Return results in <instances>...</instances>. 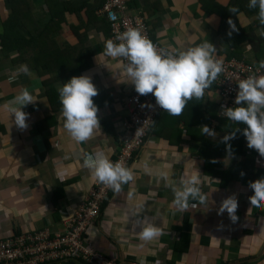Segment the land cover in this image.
<instances>
[{"label": "crops", "instance_id": "crops-1", "mask_svg": "<svg viewBox=\"0 0 264 264\" xmlns=\"http://www.w3.org/2000/svg\"><path fill=\"white\" fill-rule=\"evenodd\" d=\"M101 3L0 0V35L8 25L26 38L31 36V22L44 19L50 10L62 14L63 7H81L79 13L64 12L63 31L50 37L67 49L72 42L67 26L81 24V33L85 29L89 32L90 38L84 37V41L91 48L85 54L69 51L61 58L56 55L58 60L49 64V70L35 64L28 68L30 75H16L22 63L0 60L1 239L43 229L51 234L62 232L96 182L83 165L84 155L102 152L113 160L118 153L129 118L126 99L135 89L126 83L120 58L104 54L111 35L103 30L106 21L98 13ZM128 6L132 13L140 12L147 18L151 40L171 51L178 53L208 41L223 59L230 56L253 64L264 59V35L260 34L264 25L258 19V9L249 8L248 3L237 5L236 14L230 11L236 9L231 0H128ZM227 18L235 31L227 25ZM57 64L63 65V81L56 76ZM81 75L89 76L98 90L93 101L98 107L100 130L92 139L77 144L63 128L57 89ZM21 89L36 99L22 109L28 113L24 130L10 126L14 117L8 118L5 108ZM219 102L220 89L215 81L202 99L190 100L181 115L171 116L162 110L128 167L134 182L123 185L118 194L113 192L99 219L89 226L86 239L92 248L123 264H264V207H251L248 200L252 195L248 182L264 177V158L247 147L246 139L228 141L230 152L226 150L221 141L229 133V123L223 122L217 129L221 122ZM203 126L217 136L201 134ZM197 170L201 189L208 194L206 205L190 201L187 210L175 209L174 195L161 174L178 184ZM129 192L133 193L132 200L128 199ZM233 194L238 200L235 223L227 212L217 215L221 201ZM140 203L145 204L141 216L153 217L162 232L147 243L132 231L126 215L130 207Z\"/></svg>", "mask_w": 264, "mask_h": 264}, {"label": "clouds", "instance_id": "clouds-1", "mask_svg": "<svg viewBox=\"0 0 264 264\" xmlns=\"http://www.w3.org/2000/svg\"><path fill=\"white\" fill-rule=\"evenodd\" d=\"M248 7L258 9V19L264 25V0H249ZM230 11L235 13L237 9ZM227 23L235 31L232 20L229 19ZM228 34L231 35V32ZM260 34L264 35V32ZM216 52L217 49L208 41L178 53L175 50L158 49L139 29L132 27L117 35L115 41L108 40L104 49L106 56L127 61L123 64L126 83L132 84L139 95H153L156 106L171 116L181 115L190 100L202 99L206 90L222 73V61L217 58ZM258 63L259 69H264V60ZM21 73L30 75V70L26 65H21L16 69V75ZM57 91L63 128L70 138L77 144L92 139L97 130H100V123L98 107L93 101L98 90L91 78L87 75L71 77ZM35 101L27 89H21L5 105L8 118L14 117L10 126L15 124L20 130L26 129L28 113L22 109ZM234 104L238 106L222 108L219 115L235 124H245L246 128L233 129L222 137L221 142L226 144V150L230 152L228 141L235 138L236 132L241 131L247 147L256 150L264 158V74L253 72L247 78L241 79ZM200 129L203 135L211 138L217 136L208 126ZM83 165L90 170L96 181L114 193H120L123 185L134 182V173L130 168L122 162L111 161L102 152L85 154ZM147 167L145 164L146 170ZM161 175L168 181L166 186L174 195L172 204L175 209L187 210L190 201L206 205L208 194L201 189V174L198 170L195 174L182 177L178 184L169 180L167 174ZM240 175L243 176L244 173L241 172ZM248 188L252 191V195L248 197L251 207H264V177L249 181ZM133 198V193L129 192L128 199ZM237 209L238 200L233 194L221 201L217 215L227 212L230 221L235 223L238 220ZM144 210V203L136 204L127 210L126 215L131 222L132 231L138 235L140 241L147 243L159 238L162 232L160 227L154 225L153 217L141 216Z\"/></svg>", "mask_w": 264, "mask_h": 264}, {"label": "built area", "instance_id": "built-area-1", "mask_svg": "<svg viewBox=\"0 0 264 264\" xmlns=\"http://www.w3.org/2000/svg\"><path fill=\"white\" fill-rule=\"evenodd\" d=\"M98 13L111 26V40L115 41L116 36L129 27L139 29L151 40V29L147 18L140 12L132 13L128 0H105ZM152 42L158 49L171 51L157 41ZM216 56L222 61L223 66L222 73L216 79L220 89L218 108L220 113L222 108L238 106L234 104L238 82L253 72H257L258 75L264 74V69H259V63L253 64L235 57L223 59ZM121 62L127 63L122 60ZM126 104L129 118L124 123L125 133L118 153L111 161L122 162L129 167L148 140L162 109L156 106L153 95L142 96L136 91L127 97ZM111 194H113L111 189L96 181L74 217L66 222L62 232L51 234L49 230L43 229L15 234L6 239L0 238V264H58L71 261L82 264H123L92 248L86 239L89 226L99 219L104 204Z\"/></svg>", "mask_w": 264, "mask_h": 264}, {"label": "trees", "instance_id": "trees-1", "mask_svg": "<svg viewBox=\"0 0 264 264\" xmlns=\"http://www.w3.org/2000/svg\"><path fill=\"white\" fill-rule=\"evenodd\" d=\"M104 3L105 0H102V3L100 4L101 8L103 7ZM231 3L236 5L237 9V5H239L240 3H249V0H231ZM238 10L239 9H237V11ZM60 11H62V14L58 13V11L55 12L50 10V12L44 19L33 20L28 28L31 35L29 36V38L22 36L17 29H11L10 27H7L8 25H4L0 35V60L2 58H9L12 62L22 63L28 68L33 67L35 66V64H37V66L43 65L44 69L49 70V64L58 60L56 58V55H58V58H61L69 51H77L83 54H85L86 50L91 51V48L88 46V44L86 45V41H84V37L88 39L89 32L87 29H85V31L81 33V24H79L78 26H67V33H69V37L72 40L70 47L67 48L68 50L60 47L59 43L55 39L50 37L51 33L53 32L63 31L62 25L66 23L63 18L64 12L67 11L69 13H79L81 11V7L79 9H70L68 7H63L60 9ZM237 11L233 14H236ZM255 11L258 12V10ZM103 19L105 20V18ZM228 20L229 18H227V21ZM105 24L107 26H105ZM105 24L103 30L107 31V34L110 33L111 35V26L109 22L106 21ZM227 25L229 24L227 23ZM221 31L224 36V24H222ZM11 52H16V55L12 57V55H10ZM227 58H230V56ZM60 67L61 65L57 64V69L55 70L56 76L60 77V79L63 81L65 80V78L61 75L63 65L61 69ZM78 70H81V65ZM218 117L221 122L220 124L216 125L217 129H220L219 126H221V123L223 122L229 123V132H231L235 128H239L241 130L244 129L245 124H235L230 120L221 118L219 114ZM208 125H210V123H208ZM244 139L245 137L242 135L241 131L236 132L234 140L241 141Z\"/></svg>", "mask_w": 264, "mask_h": 264}]
</instances>
